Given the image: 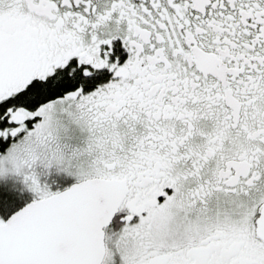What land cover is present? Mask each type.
<instances>
[{
    "label": "snow or ice",
    "instance_id": "1",
    "mask_svg": "<svg viewBox=\"0 0 264 264\" xmlns=\"http://www.w3.org/2000/svg\"><path fill=\"white\" fill-rule=\"evenodd\" d=\"M0 264H264V0H0Z\"/></svg>",
    "mask_w": 264,
    "mask_h": 264
}]
</instances>
